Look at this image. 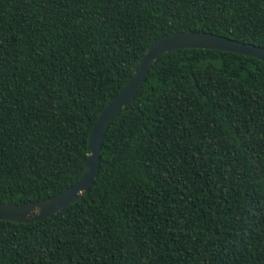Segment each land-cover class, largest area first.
<instances>
[{
	"label": "trees",
	"instance_id": "obj_1",
	"mask_svg": "<svg viewBox=\"0 0 264 264\" xmlns=\"http://www.w3.org/2000/svg\"><path fill=\"white\" fill-rule=\"evenodd\" d=\"M187 31L264 49V0H0V204L75 183L145 49ZM0 264H264V63L161 55L106 128L86 193L0 221Z\"/></svg>",
	"mask_w": 264,
	"mask_h": 264
},
{
	"label": "water",
	"instance_id": "obj_2",
	"mask_svg": "<svg viewBox=\"0 0 264 264\" xmlns=\"http://www.w3.org/2000/svg\"><path fill=\"white\" fill-rule=\"evenodd\" d=\"M178 49H204L227 52L257 59L264 63V49L203 32H179L153 41L138 59L121 90L105 105L94 120L86 142V158L79 179L41 201L25 204H0V221L31 223L49 217L81 198L97 172L100 144L104 132L117 114L129 104L139 90L149 67L163 54Z\"/></svg>",
	"mask_w": 264,
	"mask_h": 264
}]
</instances>
